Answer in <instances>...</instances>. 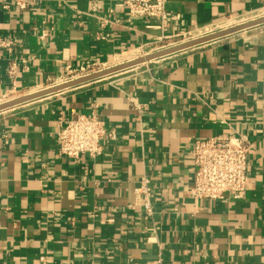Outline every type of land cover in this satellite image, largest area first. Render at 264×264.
<instances>
[{"label":"crops","instance_id":"0c3cea01","mask_svg":"<svg viewBox=\"0 0 264 264\" xmlns=\"http://www.w3.org/2000/svg\"><path fill=\"white\" fill-rule=\"evenodd\" d=\"M16 1L0 0V37L16 45L0 51V103L53 87L68 66L113 68L264 9L166 0L162 27L112 0ZM10 59H28L15 86ZM94 112L101 156H60L61 126ZM238 136L255 146L245 197L192 200L195 142ZM144 177L152 215L136 193ZM0 264H264V24L1 112Z\"/></svg>","mask_w":264,"mask_h":264},{"label":"built area","instance_id":"2783aa9c","mask_svg":"<svg viewBox=\"0 0 264 264\" xmlns=\"http://www.w3.org/2000/svg\"><path fill=\"white\" fill-rule=\"evenodd\" d=\"M112 2L126 6L130 19H159L162 27L168 24L166 0H112ZM16 4L21 10L28 6L24 0H18ZM101 23V28H104L108 20H102ZM204 30L208 28L181 34L179 39ZM99 35L104 38L102 33ZM46 37L47 34L44 32L41 39ZM15 50L16 45L13 40L0 37L1 52L12 55ZM27 63L28 59L9 60L7 76L13 86H15L19 65L25 66ZM106 69H109L107 65L95 62H86L79 67L68 66L62 80L53 87ZM7 101L8 99L5 102ZM106 136V124L95 112L90 115L74 116L64 123L58 132V153L71 160H79L83 156L97 159L103 153ZM254 150L255 146L241 136L236 138L215 137L205 141H196L191 158L195 171L189 190L190 198L194 201L207 202L224 200L226 197L232 200L243 199L249 185L248 160ZM136 193L141 199L144 211L152 215L154 211L153 191L148 178H142Z\"/></svg>","mask_w":264,"mask_h":264},{"label":"water","instance_id":"95a60500","mask_svg":"<svg viewBox=\"0 0 264 264\" xmlns=\"http://www.w3.org/2000/svg\"><path fill=\"white\" fill-rule=\"evenodd\" d=\"M263 24H264V17L257 19V20L247 22V23H244L242 25H239V26H236V27L224 30V31H220L218 33H214V34L206 36V37L198 38V39H195V40H192V41H189V42H186V43H183V44H180V45H177V46H174V47L162 50V51H159L157 53L146 55L145 57L135 59L133 61L121 64V65L113 67V68L103 70V71L98 72V73L91 74V75L86 76V77H82V78L73 80V81L65 83V84H61V85H58L55 87H51L49 89L40 91L38 93H34V94H30V95H26V96H23L20 98L10 100L8 102L0 104V113L3 111H6V110L12 109L14 107H17V106H20V105H23V104H26V103L47 97V96H50L53 94H57L59 92H62V91L68 90V89L76 88V87H79V86H82V85H85V84H88L91 82H95V81L104 79L106 77H109L113 74L131 69L134 67H138V66L150 63V62L155 61V60H159V59H162L165 57H169V56H172L174 54L192 49L194 47L204 45L206 43H210V42L219 40V39L227 37L229 35H232V34L247 30V29H251V28L263 25Z\"/></svg>","mask_w":264,"mask_h":264},{"label":"rangeland","instance_id":"374dc122","mask_svg":"<svg viewBox=\"0 0 264 264\" xmlns=\"http://www.w3.org/2000/svg\"><path fill=\"white\" fill-rule=\"evenodd\" d=\"M262 16L264 17V10L260 11L259 13H256V14L246 16L244 18H237V19H233V20L223 22L221 24H217L211 28H208V30L201 31L199 33H194L191 36H187L186 38H182V39L178 38L176 40L167 41V42H164L160 45H157V46L153 47V48H155V50L149 54L157 53L159 51H162V50H165V49H168V48H171V47H174V46H177V45H180V44H183V43H186V42L198 39V38L206 37V36L212 35L214 33H218L220 31H224V30L236 27L238 25H242V24L250 22L252 20H257V19L263 18ZM149 54H145L144 52H139V53H136L134 55H131L130 58L135 60V59H138L141 57H145L146 55H149ZM8 101H9V99H8Z\"/></svg>","mask_w":264,"mask_h":264}]
</instances>
